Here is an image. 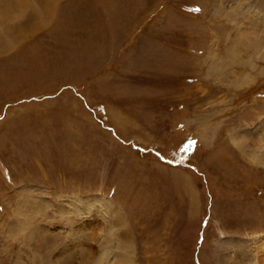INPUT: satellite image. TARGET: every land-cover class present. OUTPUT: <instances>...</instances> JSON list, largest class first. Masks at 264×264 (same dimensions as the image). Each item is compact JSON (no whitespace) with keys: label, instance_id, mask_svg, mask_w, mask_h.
<instances>
[{"label":"rangeland","instance_id":"obj_1","mask_svg":"<svg viewBox=\"0 0 264 264\" xmlns=\"http://www.w3.org/2000/svg\"><path fill=\"white\" fill-rule=\"evenodd\" d=\"M0 264H264V0H0Z\"/></svg>","mask_w":264,"mask_h":264},{"label":"snow or ice","instance_id":"obj_2","mask_svg":"<svg viewBox=\"0 0 264 264\" xmlns=\"http://www.w3.org/2000/svg\"><path fill=\"white\" fill-rule=\"evenodd\" d=\"M186 147H190V144L189 145H186Z\"/></svg>","mask_w":264,"mask_h":264}]
</instances>
